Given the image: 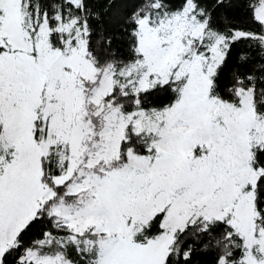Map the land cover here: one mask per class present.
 Returning a JSON list of instances; mask_svg holds the SVG:
<instances>
[{"label": "snow or ice", "instance_id": "obj_1", "mask_svg": "<svg viewBox=\"0 0 264 264\" xmlns=\"http://www.w3.org/2000/svg\"><path fill=\"white\" fill-rule=\"evenodd\" d=\"M198 256L264 264V0H0V264Z\"/></svg>", "mask_w": 264, "mask_h": 264}, {"label": "trees", "instance_id": "obj_2", "mask_svg": "<svg viewBox=\"0 0 264 264\" xmlns=\"http://www.w3.org/2000/svg\"><path fill=\"white\" fill-rule=\"evenodd\" d=\"M232 15L237 23H243L246 18L245 12L242 9L233 10ZM197 260L199 264H210V257L207 256H198Z\"/></svg>", "mask_w": 264, "mask_h": 264}]
</instances>
